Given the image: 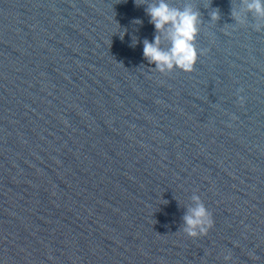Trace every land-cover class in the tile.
Listing matches in <instances>:
<instances>
[{
    "label": "water",
    "instance_id": "obj_1",
    "mask_svg": "<svg viewBox=\"0 0 264 264\" xmlns=\"http://www.w3.org/2000/svg\"><path fill=\"white\" fill-rule=\"evenodd\" d=\"M157 2L0 0V264H264V16L165 0L196 59L161 70Z\"/></svg>",
    "mask_w": 264,
    "mask_h": 264
},
{
    "label": "clouds",
    "instance_id": "obj_2",
    "mask_svg": "<svg viewBox=\"0 0 264 264\" xmlns=\"http://www.w3.org/2000/svg\"><path fill=\"white\" fill-rule=\"evenodd\" d=\"M140 3V0H136ZM247 8L258 16H264V0H251ZM150 22L154 28L164 34L170 41V47L165 51L159 47L160 36L153 38L151 42L145 40L143 55L150 63H155L158 69H171L179 66L181 69L190 70L196 59V50L193 41L197 33L198 13L191 7L183 10L172 8L165 0H158L147 8ZM213 19L217 13H212ZM243 101V97H240ZM196 206L185 215V232L190 237L205 235L212 227L211 213L199 202V197L194 196ZM231 255H225L224 260L230 261Z\"/></svg>",
    "mask_w": 264,
    "mask_h": 264
}]
</instances>
